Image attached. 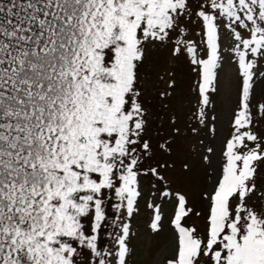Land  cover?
Wrapping results in <instances>:
<instances>
[{
  "label": "snow or ice",
  "instance_id": "snow-or-ice-1",
  "mask_svg": "<svg viewBox=\"0 0 264 264\" xmlns=\"http://www.w3.org/2000/svg\"><path fill=\"white\" fill-rule=\"evenodd\" d=\"M262 84L264 0H0V264H264Z\"/></svg>",
  "mask_w": 264,
  "mask_h": 264
},
{
  "label": "rangeland",
  "instance_id": "rangeland-1",
  "mask_svg": "<svg viewBox=\"0 0 264 264\" xmlns=\"http://www.w3.org/2000/svg\"><path fill=\"white\" fill-rule=\"evenodd\" d=\"M160 67L159 72L160 74H163L164 69L169 67L166 61V56L164 54H161L160 56ZM177 81H178V88L189 98H191V89L195 83V77L190 72L186 64L180 63L177 64L174 67ZM159 87H164V83L161 82L159 84ZM258 91V98L260 96H264V84L260 85L257 89ZM217 108H218V115L220 116V123L222 124V127L218 125V131L216 134L215 139H210L209 141L217 148L219 149L221 140L228 135V118H229V109L228 107L223 103V98L219 97L217 98ZM224 109L221 111V109ZM197 143L196 140H193L189 138L184 147V151L180 154V156L177 159V166L176 171H180V165L181 161L187 160L188 162L192 163L194 166V173L192 174L191 178H184L181 182L185 185L188 197L197 202L199 206V197L202 189L205 186V175H204V165L200 163L196 158L191 154V149L195 146ZM170 207V206H169ZM143 220L147 219V215L144 214L142 216ZM169 225L167 223V219H165L164 222V231L160 233L158 237H156V240L158 243L163 245L167 242L168 234H169ZM134 245L136 247V256L134 257L133 264H151V257L149 256V248L148 243L145 235L143 232H141L140 237L134 241Z\"/></svg>",
  "mask_w": 264,
  "mask_h": 264
}]
</instances>
